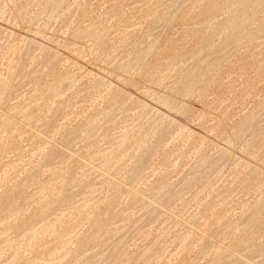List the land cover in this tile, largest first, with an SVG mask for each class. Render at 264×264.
I'll return each mask as SVG.
<instances>
[{
	"label": "rangeland",
	"instance_id": "374dc122",
	"mask_svg": "<svg viewBox=\"0 0 264 264\" xmlns=\"http://www.w3.org/2000/svg\"><path fill=\"white\" fill-rule=\"evenodd\" d=\"M175 1L0 0V264H264V0Z\"/></svg>",
	"mask_w": 264,
	"mask_h": 264
},
{
	"label": "bare ground",
	"instance_id": "6f19581e",
	"mask_svg": "<svg viewBox=\"0 0 264 264\" xmlns=\"http://www.w3.org/2000/svg\"><path fill=\"white\" fill-rule=\"evenodd\" d=\"M34 1H35V0H34ZM41 1H42V0H41ZM73 1H74V0H73ZM83 1H84V0H83ZM125 1H126V0H125ZM151 1H152V0H151ZM193 1H194V0H193ZM9 2H10V1H9ZM51 2H52V1H51ZM118 2H119V1H118ZM131 2H132V1H131ZM148 2H150V1H148ZM159 2H160V1H159ZM161 2H162V0H161ZM176 2H177V0L174 2V3H175L174 5H176V4L178 3V2H177V3H176ZM224 2H225V1H224ZM228 2H229V1H228ZM4 3H5V2H4ZM37 3H38V2H37ZM46 3H48V2H46ZM74 3H76V2H74ZM135 3H136V1H135ZM150 3H151V2H150ZM162 3H163V2H162ZM14 4H15V3H14ZM128 4H129V3H128ZM133 4H134V3H133ZM156 4H157V3H156ZM159 4H160V3H159ZM168 4H169V3H168ZM223 4H225V3H223ZM25 5H26V4H25ZM46 5H47V4H46ZM76 5H77V4H76ZM169 5H170V4H169ZM172 5H173V4H172ZM172 5H171V6H172ZM243 5H244V4H243ZM7 6H8V5H7ZM7 6H6V7H7ZM54 6H55V5H54ZM231 6H232V5H231ZM32 7H33V6H32ZM51 7H53V6L51 5ZM56 7H57V6H56ZM72 7H73V6H72ZM146 7H147V6H146ZM168 7H169V6H168ZM256 7H257V6H256ZM25 8H26V7H25ZM33 8H34V7H33ZM67 8H68V6H67ZM151 8H152V7H151ZM172 8H173V7H172ZM253 8H254V7H253ZM258 8H259V7H258ZM260 8H261V6H260ZM35 9H36V8H35ZM54 9H55V8H54ZM117 9H118V8H117ZM167 9H168V8H167ZM249 9H250V7H249ZM55 10H56V9H55ZM118 10H120V9H118ZM168 10H169V9H168ZM173 10H174V9H173ZM244 10H245V9H244ZM21 11H22V10H21ZM29 11H30V10H29ZM51 11H52V9H51ZM53 11H54V10H53ZM63 11H64V10H63ZM61 12H62V11H61ZM66 12H68V11H66ZM233 12H234V11H233ZM1 13H2V12H1ZM64 13H65V12H64ZM114 13H115V12H114ZM116 13H117V12H116ZM260 13H261V12H260ZM11 14H12V13H11ZM44 14H45V13H44ZM47 14H48V13H47ZM50 14H51V12H50ZM52 14H53V13H52ZM62 14H63V13H62ZM165 14H166V13H165ZM223 14H224V13H223ZM230 14H231V13H230ZM13 15H14V14H13ZM18 15H19V14H18ZM41 15H42V14H41ZM76 15H77V14H76ZM104 15H105V14H104ZM156 15H157V14H156ZM169 15H170V14H169ZM207 15H208V14H207ZM226 15H227V14H226ZM261 15H262V14H261ZM4 16H5V15H4ZM20 16H21V15H20ZM22 16H23V15H22ZM42 16H43V15H42ZM47 16H48V15H47ZM57 16H58V15H57ZM125 16H126V14H125ZM9 17H10V16H9ZM39 17L41 18L40 15H39ZM51 17H52V16H51ZM167 17H168V16H167ZM228 17H229V15H228ZM234 17H235V16H234ZM255 17H256V16H255ZM263 17H264V16H263ZM128 18H129V17H128ZM140 18H141V17H140ZM148 18H149V17H148ZM150 18H151V17H150ZM164 18H165V16H164ZM226 18H227V17H226ZM230 18H232V16H231ZM9 19H10V18H9ZM47 19H48V18H47ZM56 19H58V17H57ZM56 19H55V20H56ZM72 19H73V18H72ZM79 19H80V18H79ZM113 19H114V18H113ZM162 19H163V18H162ZM239 19H240V18H239ZM225 20H226V19H225ZM250 20H251V19H250ZM47 21H48V20H47ZM56 21H58V20H56ZM125 21H126V20H125ZM197 21H198V20H197ZM246 21H247V20H246ZM254 21L256 22V20H254ZM8 22H9V21H8ZM67 22H68V21H67ZM70 22H72V21H70ZM102 22H103V21H102ZM128 22H129V21H128ZM224 22H225V21H224ZM227 22H228V21H227ZM250 22H251V21H250ZM30 23H31V22H30ZM55 23H56V22H55ZM55 23H54V24H55ZM61 23H62V21H61ZM159 23H160V22H159ZM187 23H188V22H187ZM252 23H254V22H252ZM38 24H39V23H38ZM100 24H101V22H100ZM109 24H110V22H109ZM203 25H204V24H203ZM222 25H223V23H222ZM241 25H242V23H241ZM241 25H240V26H241ZM0 26L3 27L4 25H0ZM17 26H18V25H17ZM100 26H102V25H100ZM177 26H178V25H177ZM220 26H221V25H220ZM229 26H230V24H229ZM235 26H236V25H235ZM258 26H259V25H258ZM263 26H264V25H263ZM46 27H47V25H46ZM91 27H94V26H91ZM91 27H90V28H91ZM97 27H98V26H97ZM185 27H186V26H185ZM5 28H6V27H5ZM37 28H38V27H37ZM218 28L220 29L219 26H218ZM218 28H217V30H218ZM259 28H260V27H259ZM261 28H262V27H261ZM261 28H260V29H261ZM6 29H7V28H6ZM93 29L96 30V28H93ZM229 29H230V28H229ZM239 29H242V28L239 27ZM263 29H264V28H263ZM263 29H262V30H263ZM10 30H11V29H10ZM31 30H32V29H31ZM64 30H65V29H64ZM74 30H75V28H74ZM105 30H106V29H105ZM174 30H175V29H174ZM225 30H226V28H225ZM232 30H233V29H232ZM12 31H13V30H12ZM51 31H52V30H51ZM96 31H97V30H96ZM181 31H182V30H181ZM212 31H213V30H212ZM214 31H215V30H214ZM250 31H251V30H250ZM256 31H257V29H256ZM54 32H55V31H54ZM66 32H67V30H66ZM82 32H83V31H82ZM97 32H98V31H97ZM99 32H100V31H99ZM3 33H4V32H3ZM36 33H37V32H36ZM61 33H62V32H61ZM74 33H75V32H74ZM78 33H79V32H78ZM103 33H104V31H103ZM105 33H106V31H105ZM215 33H216V32H215ZM12 34H13V33H12ZM75 34H76V33H75ZM91 34H92V33H91ZM224 34H225V33H224ZM254 34H255V32H254ZM79 35H80V34H79ZM88 35H89V34H88ZM102 35H103V34H102ZM117 35H118V34H117ZM219 35H220V33H219ZM230 35H231V34H230ZM84 36H86V34H85ZM96 36H97V35H96ZM210 36H211V35H210ZM213 36H215V34H214ZM220 36H221V35H220ZM233 36H234V35H233ZM252 36H253V35H252ZM76 37H77V36H76ZM217 37H218V36H217ZM260 37H261V36H260ZM90 38H91V37H90ZM90 38H89V40H90ZM164 38H166V37H164ZM231 38H232V37H231ZM21 39H23V38H21ZM103 39H104V38H103ZM159 39H160V38H159ZM209 39H210V37H209ZM233 39H234V38H233ZM240 39H241V38H240ZM94 40H95V39H94ZM205 40H206V39H205ZM225 40H226V39H225ZM254 40H255V39H254ZM43 41H44V40H43ZM81 41H82V40H81ZM157 41H158V40H157ZM216 41H217V40H216ZM232 41H233V40H232ZM238 41H239V39L237 40V42H238ZM36 42H37V40H36ZM98 42H99V41H98ZM41 43H43V42H41ZM47 43H48V42H47ZM70 43H71V42H70ZM70 43H68V44H70ZM155 43H156V41H155ZM211 43H212V41H211ZM232 43H233V42H232ZM250 43H251V42H250ZM39 44H40V43H39ZM71 44H72V43H71ZM71 44H70V45H71ZM86 44H87V43H86ZM95 44L98 45V43H95ZM252 44H253V43H252ZM35 45H36V44H35ZM65 45H66V44H65ZM70 45H69V47H71ZM97 45H96V46H97ZM135 45H136V44H135ZM205 45H206V43H205ZM213 45H214V44H213ZM231 45H232V44H231ZM235 45H236V44H235ZM67 46H68V45H67ZM78 46H79V45H78ZM39 47H40V46H39ZM48 47H49V46H48ZM148 47H149V46H148ZM201 47H202V46H201ZM201 47H200V48H201ZM126 48H127V47H126ZM129 48H130V47H129ZM135 48H136V47H135ZM200 48H199V50H202V49H200ZM204 48H205V47H204ZM228 48H229V47H228ZM92 49H93V47H92ZM215 49H216V48H215ZM226 49H227V48H226ZM90 50H91V49H89V51H90ZM204 50H205V49H204ZM230 50H231V48H230ZM232 50H233V48H232ZM150 51H151V50H150ZM158 51H159V50H158ZM214 51H215V50H214ZM228 51H229V50H228ZM228 51H227V52H228ZM91 52H92V51H91ZM97 52H98V51H97ZM229 52H230V51H229ZM54 53H57V52H54ZM145 53H146V52H145ZM194 53H196V52H194ZM194 53H193V55H195ZM207 53H208V52H207ZM116 54H117V53H116ZM142 54H143V53H142ZM189 54H190V53H189ZM212 54H215V53H212ZM73 55H74V54H73ZM85 55H86V54H85ZM181 55H182V54H181ZM184 55H185V54H184ZM191 55H192V54H191ZM191 55H190V56H191ZM56 56H57V54H56ZM59 56H60V55H59ZM89 56H90V55H89ZM117 56H118V55H117ZM141 56H142V55H141ZM239 56H240V55H239ZM114 57H115V56H114ZM188 57H189V55H188ZM206 57H207V55H206ZM211 57H212V56H211ZM231 57H232V56H231ZM88 58H89V57H88ZM115 58L117 59V57H115ZM171 58H172V57H171ZM176 58H177V57H176ZM176 58H175V59H176ZM204 58H205V57H204ZM177 59H178V58H177ZM180 59H181V58H180ZM196 59H197V58H196ZM217 59H219V58H217ZM222 59H223V58H222ZM114 60H115V59H114ZM192 60H193V59H192ZM224 60H225V59H224ZM94 61H95V60H94ZM117 61H118V60H117ZM171 61H172V60H171ZM171 61H170V62H171ZM216 61H217V60H216ZM221 61H222V60H221ZM221 61H220V62H221ZM80 62H81V61H80ZM91 62H92V61H91ZM95 62H96V61H95ZM115 62H116V61H115ZM189 62H190V61H189ZM214 62H215V60H214ZM217 62H218V61H217ZM220 62H219V63H220ZM2 63H3V61H2ZM32 63H33V62H32ZM165 63H166V61H165ZM179 63H180V62H179ZM203 63H204V62H203ZM84 64H85V63H84ZM122 64H123V63H122ZM171 64H172V62H171ZM185 64H186V63H185ZM193 64H194V63H193ZM85 65H86V64H85ZM90 65H91V64H90ZM127 65H128V64H127ZM129 65H130V64H129ZM91 66H92V65H91ZM105 66H106V64H105ZM108 66H109V65H108ZM156 66H157V65H156ZM164 66H165V65H164ZM166 66H167V65H166ZM178 66H179V65H178ZM185 66H186V65H185ZM196 66H197V65H195L194 67H196ZM213 66L216 68L215 65H213ZM218 66H220V65H218ZM2 67H3V66H2ZM92 67H94V66H92ZM98 67H99V66H98ZM128 67H129V66H128ZM136 67H137V66H136ZM160 67H161V66H160ZM192 67H193V66H192ZM204 67H205V66H204ZM120 68H122V67H120ZM120 68H119V69H120ZM125 68H126V67H125ZM207 68H208V67H207ZM2 69H3V68H2ZM108 69H110V68L108 67ZM111 69H112V68H111ZM119 69H118V70H119ZM155 69H156V68H155ZM157 69H158V68H157ZM176 69H177V68H176ZM186 69H187V68H186ZM194 69H195V68H194ZM209 69H210V67H209ZM91 70H93V69H91ZM91 70H90V72H91ZM144 70H145V69H144ZM159 70H160V69H159ZM196 70H197V69H196ZM214 70H215V69H214ZM2 71H3V70H2ZM79 71H80V70H79ZM82 71H83V70H82ZM86 71H87V70H86ZM97 71H98V70H97ZM100 71H101V70H100ZM100 71H99V72H100ZM116 71H117V70H116ZM125 71H126V70H125ZM131 71H132V70H131ZM147 71H148V69H147ZM205 71H207V70H205ZM209 71H210V70H209ZM215 71H216V70H215ZM215 71H214V72H215ZM80 72H81V71H80ZM102 72H103V69H102ZM105 72H106V71H105ZM126 72H127V71H126ZM148 72H149V71H148ZM151 72H152V71H151ZM157 72H159V71H157ZM183 72H184V71H183ZM183 72H182V73H183ZM212 72H213V71H212ZM212 72H211V73H212ZM84 73H85V71H84ZM87 73H88V72H87ZM93 73H94V72H93ZM154 73H155V72H154ZM185 73H186V72H185ZM204 73H205V72H204ZM207 73H208V72H207ZM207 73H206V75H207ZM2 74H3V73H2ZM2 74H1L0 76H2ZM100 74H101V73H100ZM100 74H98V75H100ZM105 74H106V73H105ZM189 74H190V73H189ZM194 74H195V73H194ZM209 74H210V73H209ZM257 74H258V73H257ZM79 75H80V74H79ZM85 75H87V74H85ZM85 75H84V76H85ZM106 75H107V74H106ZM108 75H109V74H108ZM123 75L126 76V73L123 74ZM130 75H131V74H130ZM153 75H155V74H153ZM211 75H212V74H211ZM121 76H122V75H121ZM158 76H159V75H158ZM166 76H167V75H166ZM166 76H165V78H167ZM184 76H185V75H184ZM193 76H194V75H193ZM68 77H69V76H68ZM87 77H88V76H87ZM98 77H99V76H98ZM102 77H103V76H102ZM105 77H106V76H105ZM205 77H206V76H205ZM79 78H80V77H79ZM121 78H122V77H121ZM153 78H154V77H153ZM179 78H180V77H179ZM185 78H186V77H185ZM187 78H188V76H187ZM192 78L195 79V77H191V79H192ZM212 78H213V77H212ZM151 79H152V78H151ZM151 79H150V80H151ZM215 79H216V78H215ZM101 80H102V79H100V81L97 80V81H95V83L97 84V82H98V81L101 82ZM185 80H186V79H185ZM202 80H203V79H202ZM0 81H1V80H0ZM183 81H184V80H183ZM203 81H204V80H203ZM69 82H70V81H69ZM75 82H76V78H75ZM77 82H78V80H77ZM112 82H113V81H112ZM194 82H195V81H194ZM113 83H114V82H113ZM116 83H117V82H116ZM116 83H115V84H116ZM161 83H162V82H161ZM73 84H75V83H73ZM149 84H150V83H149ZM185 84H186L185 86H187V83H185ZM193 84H194V83H193ZM62 85H63V84H62ZM93 85H94V84H93ZM98 85H99V84H98ZM117 85H118V84H117ZM151 85H152V84H151ZM198 85H199V83H198ZM200 85H201V84H200ZM5 86H7V85H5ZM48 86H49V85H48ZM99 86H100V85H99ZM165 86H166V85H165ZM9 87H10V85H9ZM176 87H177V86H176ZM187 87H189V86H187ZM32 88H33V87H32ZM48 88H50V87H48ZM48 88H47V89H48ZM109 88H111V87H109ZM197 88H198V87H197ZM6 89H7V87H6ZM182 89H185V88H182ZM187 89H188V88H187ZM190 89H191V88H190ZM201 89H202V88H201ZM55 90H56V89H55ZM106 90H108V89H106ZM109 90H110V89H109ZM151 90H152V89H151ZM170 90H171V88H170ZM193 90H194V89H193ZM196 90H197V89H196ZM60 91H62V90H60ZM142 91H144V90H142ZM173 91H174V90H173ZM188 91H189V90H188ZM200 91H201V90H200ZM3 92H4V91H3ZM177 92H178V91H177ZM180 92H181V91H180ZM7 93H8V91H7ZM52 93H53V92H52ZM104 93H105V92H104ZM148 93H149V90H148ZM178 93H179V92H178ZM182 93L184 94V92H182ZM188 93H189V92H188ZM78 94H79V93H78ZM146 94H147V93H146ZM154 94H155V93H154ZM126 95H127V93H126ZM129 95H130V94H129ZM164 95H165V94H163V96H164ZM175 95H176V94H175ZM185 95H186V93H185ZM1 96H2V95H1ZM53 96H54V95H53ZM132 96H133V95H132ZM134 96H135V95H134ZM153 96H154V95H153ZM182 96H183V95H182ZM15 97H17V96H15ZM126 97H128V96H126ZM126 97H125V98H126ZM146 97H147V96H146ZM165 97H166V96H165ZM167 97H168V96H167ZM128 98H129V97H128ZM131 98H132V97H131ZM142 98H145V97H142ZM169 98H170V96H169ZM169 98H168V99H169ZM14 99H15V98H14ZM19 99H20V96H19ZM56 99H57V98H56ZM140 99H141V97H140ZM163 99H164V97H163ZM10 100H11V99H10ZM127 100H129V99H127ZM145 100H146V98H145ZM145 100H144V101H145ZM164 100H165V99H164ZM164 100H163V101H164ZM64 101H65V100H64ZM146 101H147V100H146ZM149 101H151V100H149ZM166 101H167V100H166ZM153 102H154V101H153ZM161 102H162V100H161ZM176 102H177V101H176ZM158 103H159V102H158ZM163 103H164V102H163ZM168 103H169V102H168ZM171 103H172V102H171ZM173 103H174V102H173ZM54 104H55V103H54ZM146 104H147V102H146ZM160 104H161V103H160ZM169 104H170V103H169ZM175 104H176V103H175ZM235 104H236V102H235ZM148 105H149V104H148ZM148 105H147V106H148ZM158 105H159V104H158ZM178 105H179V103H178ZM183 105H184V104H183ZM141 106H142V105H141ZM162 106H163V104H162ZM167 106H168V105H167ZM175 106H176V105H175ZM258 106H259V105H258ZM0 107H1V106H0ZM142 107H143V106H142ZM142 107H141V108H142ZM144 107H145V106H144ZM168 107H169V106H168ZM177 107H179V106H177ZM90 108H91V107H90ZM136 108H137V107H136ZM138 108H139V107H138ZM154 108H155V106H154ZM154 108H153V110H155ZM157 108H158V107H157ZM164 108H165V107H164ZM169 108H170V107H169ZM190 108H191V107H190ZM151 109H152V108H151ZM171 109H172V108H171ZM133 110H134V109H133ZM160 110H161V109H160ZM188 110H189V109H188ZM102 111H103V110H102ZM136 111H137V110H136ZM189 111H190V110H189ZM49 112H50V110H49ZM147 112H149V111L147 110ZM152 112H153V111H152ZM152 112H151V113H152ZM162 112H163V111H162ZM44 113H45V112H44ZM159 113H160V112H159ZM164 113H165V112H164ZM5 114H6V113H5ZM148 114H149V113H148ZM150 115H151V114H150ZM158 115H159V114H158ZM160 115H161V114H160ZM162 115H163V113H162ZM166 115H167V114H166ZM61 116H62V115H61ZM134 116H135V115H134ZM148 116H149V115H148ZM154 116H155V114H154ZM167 116H168V115H167ZM95 117H96V116H95ZM155 117H156V116H155ZM157 117H158V116H157ZM169 117H170V116H169ZM169 117L166 118V119L168 120ZM130 118H132V117H130ZM130 118H129V119H130ZM153 118H154V117H153ZM158 118H159V120H160V117H158ZM158 118H157V119H158ZM171 118H172V117H171ZM2 119H3V118H2ZM31 119H32V118H31ZM90 119L93 120V117L90 118ZM173 119H174V118H173ZM65 120H66V119H65ZM92 120H91V121H92ZM148 120H149V119H148ZM161 120H162V119H161ZM163 121H164V120H163ZM176 121H177V120H176ZM63 122H64V121H63ZM131 122H132V121H131ZM147 122H148V121H147ZM168 122H169V121H168ZM8 123H9V122H8ZM124 123H125V122H124ZM154 123H155V122H154ZM156 123H157V122H156ZM174 123H175V122H174ZM225 123H226V122H225ZM260 123H261V122H260ZM263 123H264V122H263ZM89 124H90V123H89ZM152 124H153V123H152ZM242 124H243V123H242ZM10 125H11V124H10ZM120 125H121V124H120ZM126 125H127V123H126ZM167 125H168V124H167ZM176 125H177V124H176ZM178 125H180V124H178ZM182 125H183V124H182ZM14 126H15V125H14ZM124 126H125V125H124ZM151 126H152V125H151ZM185 126H186V125H185ZM115 127H116V126H115ZM115 127H114V128H115ZM154 127H155V126H154ZM215 127H216V126H215ZM146 128H148V125L146 126ZM156 128H158V127H156ZM16 129H17V128H16ZM30 129H31V128H30ZM180 129H181V128H180ZM180 129H179V130H180ZM184 129H185V128H183L182 130H184ZM236 129H237V128H236ZM4 130H6V129L4 128ZM140 130H141V129H140ZM243 130H244V129H243ZM10 131H12V130H10ZM122 131H123V130H122ZM147 131H148V130H147ZM185 131H186V130H185ZM194 131H195V130H194ZM233 131H234V130H233ZM238 131H239V130H238ZM256 131H257V130H256ZM260 131H261V130H260ZM2 132H3V131H2ZM72 132H73V131H72ZM124 132H125V130H124ZM180 132H181V131H180ZM125 133H126V132H125ZM144 133H145V132H144ZM236 133H237V131H236ZM254 133H255V132H254ZM257 133H258V131H257ZM4 134H5V133H4ZM140 134H141V133H140ZM177 134H178V133H177ZM192 134H193V133H192ZM226 134H227V133H226ZM148 135H149V134H148ZM23 136H24V135H23ZM106 136H107V135H106ZM126 136H127V135H126ZM191 136H192V135H191ZM232 136H233V135H232ZM234 136H235V135H234ZM237 136H238V135H237ZM253 136H254V134H253ZM255 136H256V135H255ZM131 137H132V136H131ZM140 137H141V136H140ZM140 137L138 136L139 139H140ZM145 137H146V136H145ZM175 137H176V136H175ZM179 138H180V137H179ZM234 138H235V137H234ZM234 138H233V139H234ZM256 138H257V137H256ZM67 139H68V138H67ZM122 139H123V138H122ZM141 139H142V138H141ZM144 139H145V138H144ZM251 139H252V137H251ZM254 139H255V138H254ZM24 140H25V139H24ZM24 140H23V141H24ZM48 140H49V139H48ZM171 140H173V138H172ZM129 141H130V140H129ZM255 141H256V140H255ZM94 142H95V141H94ZM94 142H93V143H94ZM134 142H135V140H134ZM149 142H151V141L149 140ZM163 142H164V141H163ZM21 143H22V142H21ZM120 143H121V142H120ZM123 143H124V142H123ZM128 143H129V142H128ZM135 143H136V142H135ZM117 144H118V143H117ZM142 144H143V143H142ZM150 144H152V143H150ZM160 144H161V143H160ZM160 144H156V147H157V145H160ZM202 144H203V143H202ZM202 144H201V145H202ZM20 145H21V144H20ZM89 145H90V144H89ZM143 145H144V144H143ZM147 145H148V144H147ZM147 145H146V146H147ZM166 145H168V144H166ZM247 145H248V144H247ZM247 145H246V146H247ZM25 146H26V145H25ZM149 146H150V145H149ZM153 146H155V145H152V147H153ZM242 146H243V145H242ZM242 146H241V147H242ZM261 146H262V145H261ZM97 147H98V146H97ZM116 147H117V146H116ZM140 147H141V146H140ZM156 147L154 148L155 150H156ZM247 147H248V146H247ZM251 147H252V146H251ZM251 147H250V148H251ZM83 148H84V147H83ZM107 148H108V147H107ZM112 148H113V147H112ZM137 148H138V147H137ZM146 148H147V147H146ZM146 148H145V149H146ZM248 148H249V147H248ZM248 148H246V149H248ZM4 149H5V148H4ZM40 149H41V148H40ZM96 149H97V148H96ZM10 150H11V149H10ZM13 150H14V149H13ZM13 150H12V151H13ZM90 150H91V149H90ZM107 150H108V149H107ZM148 150H149V149H148ZM151 150H153V148H152ZM151 150H150V151H151ZM249 150H250V149H249ZM256 150H257V149H256ZM114 151H115V150H114ZM126 151H127V150H126ZM132 151H133V149L131 150V152H132ZM134 151H135V150H134ZM144 151H145V150H144ZM199 151H200V150H199ZM228 151H229V150H228ZM58 152H59V151H58ZM92 152H93V151H92ZM112 152H113V151H112ZM122 152H123V151H122ZM135 152H136V151H135ZM137 152H138V151H137ZM197 152H198V150L196 151V153H197ZM262 152H263V151H262ZM262 152H261V153H262ZM93 153H94V152H93ZM132 153H133V152H132ZM149 153H150V152H149ZM149 153H148V156H149ZM229 153H230V152H229ZM71 154H72V153H71ZM99 154H100V153H99ZM101 154H102V153H101ZM105 154H106V153H105ZM142 154H143V153H142ZM225 154H226V153H225ZM1 155H2V154H1ZM68 155H69V154H68ZM88 155H89V154H88ZM125 155H126V154H125ZM130 155H131V154H130ZM145 155H146V154H145ZM152 155H153V153H152ZM192 155H193V154H192ZM223 155H224V154H223ZM2 156H3V155H2ZM103 156H104V155H103ZM113 156H114V155H113ZM119 156H120V155H119ZM195 156H196V155H195ZM235 156H236V155H235ZM260 156H261V155H260ZM62 157H63V156H62ZM88 157H89V156H88ZM199 157H200V156H199ZM253 157H254V156H253ZM63 158H64V157H63ZM72 158H73V157H72ZM84 158H85V157H84ZM92 158H93V157H92ZM114 158H116V157H113V160H114ZM154 158H155V157H154ZM205 158H206V157H205ZM58 159H59V158H58ZM111 159H112V158H111ZM122 159H123V158H122ZM147 159H148V158H147ZM64 160H65V159H64ZM69 160H70V159H69ZM69 160H68V161H69ZM80 160H81V158H80ZM101 160H102V159H101ZM120 160H121V159H119V162H120ZM200 160H202V159L200 158ZM241 160H242V159H241ZM246 160H247V158H246ZM248 160H249V159H248ZM42 161H43V160H42ZM109 161H110V160H109ZM202 161H203V160H202ZM237 161H238V159H237ZM65 162H66V161H65ZM94 162H95V161H94ZM150 162H151V161H150ZM177 162H178V161H177ZM177 162H175V163H177ZM251 162H252V161H251ZM251 162H250V163H251ZM61 163H62V162H61ZM68 163H69V162H68ZM148 163H149V162H148ZM216 163H217V162H216ZM82 164H83V163H82ZM88 164H89V163H88ZM92 164H93V163H92ZM121 164H122V163H121ZM251 164H252V163H251ZM37 165H38V164H37ZM39 165H40V163H39ZM42 165H43V164H42ZM44 165H45V164H44ZM102 165H103V164H102ZM109 165H110V164H109ZM245 165H246V164H245ZM45 166H46V165H45ZM45 166H44V167H45ZM49 166H50V165H49ZM69 166H70V165H69ZM174 166H175V165H174ZM213 166H214V164H213ZM242 166H243V165H242ZM39 167H40V166H39ZM42 167H43V166H42ZM42 167H41V168H42ZM60 167H61V166H60ZM90 167H93V165H91ZM144 167H145V166H144ZM215 167H216V166H215ZM215 167H214V168H215ZM25 168H26V167H25ZM100 168H102V167H100ZM120 168H121V167H120ZM125 168H126V167H125ZM174 168H175V167H174ZM252 168H253V167H252ZM35 169H37V168H35ZM42 169H43V168H42ZM45 169H46V168H45ZM68 169H69V168H68ZM77 169H78V168H77ZM94 169H95V167H94ZM135 169H137V168H135ZM142 169H144V168H142ZM215 169H216V168H215ZM254 169H255V168H254ZM104 170H105V169H104ZM137 170H139V172H140L141 169L138 168ZM33 171H34V170H33ZM35 171H36V170H35ZM76 171H77V170H76ZM76 171H75V172H76ZM91 171H92V170H91ZM96 171H97V170H96ZM105 171H106V170H105ZM131 171H132V170H131ZM61 172H62V171H61ZM72 172H73V170H72ZM72 172H71V173H72ZM81 172H82V171H81ZM87 172H88V171H87ZM129 172H130V169H129ZM137 172H138V171H137ZM144 172H145V171H144ZM53 173H54V172H53ZM53 173H52V174H53ZM102 173H103V172H102ZM120 173H121V171H120ZM123 173H124V172H123ZM258 173H259V170H258ZM31 174H34V173H31ZM31 174H30V175H31ZM83 174H85V172H84ZM99 174H100V173H99ZM114 174H115V173H114ZM129 174L131 175V173H129ZM139 174H140V173H139ZM30 175H29V176H30ZM50 175H51V174H50ZM53 175H54V174H53ZM90 175H91V174H90ZM119 175H120V174H119ZM119 175H118V177H119ZM135 175H136V173H135ZM141 175H142V173H141ZM29 176H27V177L29 178ZM32 176H33V175H32ZM71 176H72V175H71ZM81 176H82V175H81ZM97 176H98V174H97ZM139 176H140V175H139ZM246 176H247V175H246ZM60 177H62V176H60ZM83 178H84V177H83ZM88 178H89V177H88ZM99 178H100V177H99ZM110 178H111V177H110ZM112 178H113V177H112ZM114 178H115V177H114ZM114 178H113V179H114ZM129 178H130V176H129ZM131 178H132V177H131ZM189 178H190V176H189ZM86 179H87V178H86ZM135 179H137V178H135ZM139 179H140V177H139ZM191 179H192V178H191ZM248 179H249V178H248ZM53 180H54V179H53ZM64 180H65V179H64ZM72 180H73V179H72ZM77 180H78V179H77ZM114 180H116V179H114ZM121 180H123V179H121ZM137 180H138V179H137ZM183 180H184V179H183ZM192 180H194V177H193ZM5 181H6V180H5ZM18 181H19V180H18ZM22 181H23V180H22ZM55 181H56V179H55ZM55 181H54V183H56ZM58 181H59V180H58ZM61 181H62V180H61ZM106 181H107V180H106ZM111 181H112V180H111ZM116 181H117V180H116ZM184 181H185V180H184ZM19 182H20V181H19ZM50 182H51V181H50ZM77 182H78V181H77ZM77 182H76V183H77ZM135 182H137V181H135ZM135 182H134V183L132 182V184H135ZM159 182H160V181H159ZM191 182H192V181H191ZM191 182H189V183L191 184ZM28 183H29V182H28ZM54 183H53V184H54ZM86 183L88 184V183H90V182H86ZM111 183H112V182H111ZM161 183H162V180H161ZM163 183H164V181H163ZM189 183H188V184H189ZM193 183H195V182H193ZM42 184H43V183H42ZM44 184H45V183H44ZM46 184H47V182H46ZM46 184H45V185H46ZM66 184H67V183H66ZM87 184H86V185H87ZM95 184H96V183H95ZM97 184H98V183H97ZM109 184H110V183H109ZM121 184H123V183H121ZM155 184H156V183H155ZM185 184H187V183H185ZM45 185H44V186H45ZM68 185H69V184H68ZM75 185H76V184H75ZM75 185H73V186H75ZM86 185L84 184V186H86ZM92 185L94 186V184H92ZM153 185H154V184H153ZM156 185H158V184H156ZM217 185H218V184H217ZM10 186H12V185H10ZM44 186H43V187H44ZM55 186H56V185H55ZM81 186H82V185H81ZM88 186H89V185H88ZM97 186H98V185H97ZM97 186H96V187H97ZM159 186H160V185H159ZM161 186H162V185H161ZM170 186H171V185H170ZM170 186H169V188H171ZM191 186H192V185H191ZM195 186H197V185H195ZM51 187H52V186H51ZM82 187H83V186H82ZM94 187H95V186H94ZM101 187H102V186H101ZM109 187H110V186H109ZM152 187H153V186H152ZM155 187H156V186H155ZM208 187H209V186H208ZM213 187H214V186H213ZM225 187H226V186H225ZM250 187H251V186H250ZM86 188H87V187H86ZM86 188H84V189H86ZM127 188H128V187H127ZM137 188H138V186H137ZM137 188H136V189H137ZM153 188H154V187H153ZM156 188H157V187H156ZM156 188H155V189H156ZM162 188H163V186H162ZM162 188H161V189H162ZM223 188H224V187H223ZM11 189H12V188H11ZM11 189H10V190H11ZM52 189H53V188H52ZM95 189H96V188H95ZM130 189H131V188H130ZM158 189H159V187H158ZM259 189H260V188H259ZM5 190H6V189H5ZM77 190L80 191L79 189H77ZM86 190H87V189H86ZM169 190H170V189H169ZM169 190H168V191H169ZM171 190H172V189H171ZM213 190H214V188H213ZM12 191H13V190H12ZM91 191H92V190H91ZM101 191H102V190H101ZM134 191H135V190H134ZM168 191H167V192H168ZM226 191H227V190H226ZM16 192H17V191H16ZM43 192H45V191H43ZM157 192H158V190H157ZM157 192H154V193L157 194ZM159 192H160V191H159ZM200 192H201V191H200ZM203 192H204V191H203ZM254 192H255V191H254ZM9 193H10V191H9ZM73 193H75V192L73 191ZM77 193H78V192H77ZM116 193H117V192H116ZM143 193H144V192H143ZM168 193H169V192H168ZM19 194H20V193H19ZM56 194H57V193H56ZM60 194H61V193H60ZM69 194H70V193H69ZM89 194H90V193H89ZM170 194H171V193H170ZM199 194H200V193H199ZM201 194H202V192H201ZM31 195H32V194H31ZM40 195H41V194H40ZM72 195H73V194H72ZM72 195H69V197L72 196ZM115 195H117V194H115ZM129 195H130V194H128V196H129ZM171 195H172V194H171ZM197 195H198V194H197ZM207 195H208V194H207ZM75 196H76V193H75ZM88 196H89V195H88ZM138 196H139V195H138ZM157 196H158V194H157ZM165 196H166V194H165ZM165 196L163 195V197H165ZM168 196H169V195H168ZM168 196H167V197H168ZM209 196H210V195H209ZM12 197H13V196H12ZM29 197H30V196H29ZM65 197H66V196H65ZM69 197H67V199H69ZM72 197H73V196H72ZM136 197H137V196H136ZM148 197H149V196H148ZM148 197L146 196L145 198H148ZM150 197H151V196H150ZM152 197H154V196H152ZM167 197H166V198H167ZM14 198H15V197H14ZM83 198H84V197H83ZM113 198H114V197H113ZM171 198H173V197H171ZM185 198H186V197H185ZM199 198H200V197H199ZM208 198H209V197H208ZM27 199H28V198H27ZM31 199H32V198H31ZM70 199H71V198H70ZM111 199H112V198H111ZM111 199H110V200H111ZM115 199H116V196H115ZM132 199H133V200H131V203H132V205H135V203H134L135 196H134V198H132ZM152 199H155V198H152ZM162 199H163V198H162ZM167 199H168V198H167ZM167 199H166V200H167ZM0 200H1V199H0ZM4 200H5V199H4ZM125 200H126V199H125ZM137 200H138V198H137ZM148 200H149V199H148ZM178 200H180V198H178ZM9 201H10V200H9ZM26 201H27V200H26ZM62 201H63V200H62ZM77 201H78V200H77ZM116 201H117V200H116ZM116 201H115V202H116ZM132 201H133V202H132ZM135 201H136V200H135ZM149 201H150V200H149ZM151 201H152V200H151ZM154 201H155V200H154ZM156 201H157V200H156ZM159 201H160V199H159ZM171 201H172V200H171ZM174 201H175V199H174ZM11 202H12V201H11ZM78 202H79V201H78ZM100 202H101V201H100ZM118 202H119V201H118ZM136 202H137V201H136ZM142 202H143V201H142ZM152 202H153V201H152ZM166 202H167V201H166ZM180 202H181V200H180ZM195 202H198V201H195ZM224 202H225V201H224ZM1 203H2V202H1ZM58 203H59V202H58ZM66 203H67V201H66ZM79 203H80V202H79ZM85 203H86V202H85ZM110 203H111V202H110ZM133 203H134V204H133ZM146 203H147V202H146ZM153 203H154V202H153ZM167 203H168V202H167ZM172 203H173V202H172ZM172 203H168V204H172ZM174 203H175V202H174ZM211 203H212V202H211ZM62 204H63V203H62ZM82 204H83V203H82ZM103 204H104V203H103ZM111 204H112V203H111ZM113 204H114V203H113ZM129 204H130V203H129ZM144 204H145V203H144ZM144 204H143V205H144ZM154 204H155V203H154ZM195 204H196V203H195ZM217 204H218V203H217ZM219 204H221V203H219ZM8 205H9V204H8ZM8 205H7V206H8ZM49 205H50V204H49ZM87 205H89V202H88ZM116 205H118V204H116ZM116 205H114V207H115ZM156 205H158V204H156ZM166 205H167V204H166ZM166 205H165V206H166ZM209 205H210V204H209ZM5 206H6V205H5ZM5 206H4V207H5ZM80 206H81V205H80ZM84 206H85V205H84ZM95 206H96V205H95ZM150 206H151V205H150ZM169 206H170V205H169ZM2 207H3V206H2ZM107 207H108V206H107ZM128 207H129V206H128ZM139 207L141 208V206H139ZM142 207H145V206H142ZM155 207H156V206H154V210L157 209V207H156V208H155ZM163 207H164V206H163ZM166 207H167V206H166ZM211 207H212V205H211ZM226 207H227V206H226ZM254 207H255V205H254ZM54 208H55V207H54ZM72 208H73V207H72ZM109 208H112V206L110 207V205H109ZM116 208H117V207H115V208L112 209L113 212H114V209H116ZM130 208H131V206H130ZM132 208H133V207H132ZM136 208H137V207H136ZM147 208H148V207H147ZM158 208H159V207H158ZM160 208H161V207H160ZM7 209H8V208H7ZM7 209H6V210H7ZM27 209H28V208H27ZM42 209H43V208H41V210H42ZM51 209H52V208H51ZM70 209H71V208H70ZM77 209H78V207H77ZM83 209H85V207H84ZM214 209H215V208H214ZM252 209H253V208H252ZM3 210H4V208H3ZM3 210H2V214H3ZM8 210H9V209H8ZM62 210H63V209H62ZM65 210H67V209H65ZM107 210H109V209H107ZM125 210H127V208H126ZM160 210H161V209H160ZM162 210H166V209L163 208ZM162 210H161V211H162ZM206 210H207V209H206ZM255 210H256V208H255ZM25 211H26V210H25ZM103 211H104V209H103ZM103 211H102V212H103ZM123 211H124V210H123ZM4 212H5V211H4ZM7 212H8V211H7ZM7 212H6V213H7ZM52 212H53V211H52ZM59 212H60V211H59ZM110 212H111V211H110ZM113 212H111V213H113ZM152 212H153V211H152ZM158 212H159V210H158ZM167 212H169V211H167ZM6 213H4V214H5V215H9V213H8V214H6ZM35 213H36V212H35ZM41 213H42V212H41ZM60 213H61V212H60ZM62 213H63V212H62ZM65 213H66V212H65ZM149 213H150V212H149ZM149 213H148V214H149ZM169 213H170V212H169ZM173 213H174V212H173ZM49 214H51V213H49ZM100 214L103 215V213H100ZM119 214H120V213H119ZM144 214H145V212H144ZM150 214H151V213H150ZM150 214H149V215H150ZM155 214H157V213L155 212ZM171 214H172V213H171ZM63 215H64V213H63ZM63 215H62V216H63ZM89 215H90V214H89ZM105 215H106V214H105ZM105 215H104L103 217H105ZM139 215H140V213H139ZM142 215H143V214H142ZM146 215H147V214H146ZM173 215H174V214H173ZM256 215H257V214H256ZM34 216H35V215H34ZM42 216H43V215H42ZM69 216H70V214H69ZM87 216H88V214H87ZM90 216H91V215H90ZM99 216H100V215H99ZM116 216H119V215L117 214ZM116 216H115V217H116ZM124 216H125V215H124ZM151 216H153V214H152ZM151 216H149V217H151ZM174 216H176V215H174ZM225 216H226V215H225ZM0 217H1V216H0ZM9 217H10V216H9ZM22 217H23V216H22ZM22 217H21V218H22ZM47 217H48V216H47ZM71 217H72V215H71ZM112 217L114 218V216H112ZM177 217H178V216H177ZM57 218H58V217H57ZM61 218H62V217H61ZM85 218H86V217H85ZM99 218H100V217H99ZM99 218H98V219H99ZM101 218H102V216H101ZM118 218L120 219V217H118ZM147 218H148V216H147ZM160 218H161V217H160ZM215 218H216V217H215ZM1 219H2V218H1ZM44 219H45V218H44ZM63 219H64V218H63ZM107 219H109V218H107ZM136 219H137V218H136ZM138 219H139V218H138ZM149 219H150V218H149ZM201 219H202V218H201ZM28 220H29V219H28ZM30 220H31V219H30ZM115 220H116V219H115ZM117 220H118V219H117ZM117 220H116V221H117ZM147 220H148V219H147ZM199 220H200V219H199ZM199 220H197V221H199ZM221 220H222V219H221ZM86 221H87V220H86ZM88 221H89V220H88ZM97 221H98V220H97ZM99 221H100V220H99ZM118 221H119V220H118ZM118 221H117V222H118ZM128 221H129V220H128ZM152 221H153V220H152ZM176 221H177V220H176ZM193 221H194V220H193ZM33 222H34V221H33ZM33 222H32V223H33ZM106 222H108V221H105V223H106ZM110 222H111V221H110ZM110 222H109V223H110ZM137 222H138V220H137ZM140 222H141V221H140ZM148 222H149V220H148ZM148 222H147V223H148ZM189 222H190V221H189ZM219 222H220V221H219ZM219 222H218V223H219ZM227 222H228V221H227ZM232 222H233V221H232ZM260 222H261V221H260ZM25 223H26V222H25ZM25 223H23V224H25ZM32 223H31V224H32ZM42 223H43V222H42ZM55 223H56V222H55ZM58 223H59V222H58ZM99 223H100V222H99ZM99 223H98V224H99ZM134 223H135V221H134ZM138 223H139V222H138ZM143 223H144V222H143ZM147 223H146V224H147ZM149 223H150V222H149ZM183 223H184V222H183ZM230 223H231V222H230ZM0 224H2V223H0ZM21 224H22V223H21ZM23 224H22V225H23ZM29 224H30V223H29ZM67 224H68V223H67ZM107 224H108V223H107ZM128 224H130V226H131V223H128ZM187 224H188V223H187ZM196 224L198 225V223H196ZM40 225H41V224H40ZM42 225H43V224H42ZM93 225L95 226V229H96L97 226L95 225V223H94ZM109 225H110V224H108V227H109ZM132 225H133V224H132ZM134 225H135V224H134ZM153 225H154V224H153ZM15 226H17V225H15ZM15 226H13V227H15ZM80 226H82V225H80ZM89 226H90V225H89ZM103 226L105 227V225H103ZM113 226H114V225H113ZM130 226H129V227H130ZM140 226H141V225H140ZM144 226H145V225H144ZM211 226H212V225H211ZM232 226H233V225H232ZM10 227H12V226H10ZM19 227H20V226H19ZM19 227H17V228H19ZM98 227H99V226H98ZM116 227H117V226H116ZM236 227H237V226H236ZM255 227H256V226H255ZM3 228H4V227H3ZM17 228H16V229H17ZM26 228H27V227H26ZM139 228H140V227H139ZM141 228H142V226H141ZM193 228H194V227H193ZM10 229H11V228H10ZM28 229H29V228H28ZM66 229H67V228H66ZM89 229H90V228H89ZM103 229H104V231H105V228H103ZM137 229H138V227H137ZM169 229H170V228H169ZM224 229H227V228H224ZM255 229H256V228H255ZM4 230H5V229H4ZM20 230H21V229H20ZM76 230H78V229H76ZM98 230H100V232H101V229H98ZM118 230H119V229H118ZM121 230H122V229H121ZM135 230H136V229H135ZM135 230H134V231H135ZM174 230H175V229H174ZM177 230H178V229H177ZM186 230H187V229H186ZM198 230H199V229H198ZM198 230H197V231H198ZM246 230H247V229H246ZM5 231L8 232V228H7V230H5ZM5 231H4V232H5ZM54 231H55V230H54ZM72 231H73V230H72ZM126 231H127V230H126ZM130 231H131V230H130ZM207 231H208V230H207ZM222 231H223V230H222ZM10 232H11V231H10ZM10 232H9V233H10ZM16 232H17V231H16ZM21 232H22V231H21ZM81 232H82V231H81ZM94 232H95V231H94ZM115 232H117V231H115ZM127 232H128V231H127ZM137 232H138V231H137ZM169 232H170V231H169ZM177 232H178V231H177ZM220 232H221V231H220ZM237 232H238V229H237ZM13 233H14V231H13ZM18 233H19V232H18ZM26 233H27V232H26ZM32 233H33V232H32ZM44 233H46V232H44ZM73 233H74V232H73ZM73 233H72V234H73ZM112 233H113V231H112ZM118 233H119V232H118ZM118 233H117V235H116V234H115V235L113 234V235H114L113 237L118 236ZM125 233H126V232H125ZM128 233H129V232H128ZM135 233H136V232H135ZM163 233H164V232H163ZM165 233H166V231H165ZM184 233H186V232H184ZM11 234H12V232H11ZM21 234H22V237H23V232H22ZM52 234H53V232H52ZM85 234H86V233H85ZM90 234H91V233H90ZM90 234H89V236H90ZM92 234H93V233H92ZM94 234H95V233H94ZM94 234H93V235H94ZM230 234H231V233H230ZM233 234H234V233H233ZM12 235H13V234H12ZM34 235H35V234H34ZM45 235H46V234H45ZM58 235H59V234H58ZM127 235H128V234H127ZM9 236H10V234H9ZM9 236L6 235L7 238H8ZM99 236H100V234H99ZM110 236H111V235H110ZM160 236H161V235H160ZM172 236H174V235H172ZM228 236H229V235H228ZM4 237H5V236H4ZM15 237H17V236H15ZM15 237H14V238H15ZM22 237L19 238V239H22ZM67 237H68V236H67ZM87 237H88V235H87ZM132 237H133V236H132ZM161 237H162V236H161ZM169 237H170V236H169ZM187 237H188V235H187ZM260 237H261V236H260ZM2 238H3V237H2ZM2 238H1V239H2ZM12 238H13V237H12ZM49 238H50V237H49ZM84 238H85V237H84ZM88 238H89V237H88ZM100 238H101V237H100ZM103 238H105V237H103ZM124 238H126V237H124ZM124 238H123V239H124ZM128 238H129V237H128ZM183 238H184V237H183ZM219 238H220V237H219ZM5 239H6V238H5ZM24 239H25V237H24ZM31 239H32V238H31ZM94 239H96V238H94ZM94 239H93V240H94ZM107 239H108V238H107ZM107 239H106V240H107ZM185 239H186V238H185ZM249 239H251V238H249ZM2 240H3V239H2ZM8 240H9V239H8ZM8 240H6V241H8ZM82 240H83V239H82ZM86 240H87V239H86ZM93 240H92V243H93ZM97 240H98V237H97ZM101 240H102V238H101ZM119 240H120V239H119ZM153 240H154V239H153ZM158 240H159V239H158ZM171 240H172V239H171ZM178 240H179V239H178ZM206 240H208V239H206ZM261 240H262V239H261ZM45 241H46V240H45ZM89 241H90V243H91V240H90V239H89ZM89 241H88V242H89ZM164 241H165V240H164ZM168 241H169V240H168ZM254 241H256V240H254ZM257 241H258V239H257ZM8 242H9V241H8ZM29 242H30V244H31L32 241L30 240ZM88 242H87V244H88ZM114 242H117V243L115 244L116 246L119 245V244H118V241H114ZM114 242H113V243H114ZM119 242L121 243V241H119ZM158 242H159V241H158ZM158 242H157V243H158ZM173 242H174V241H173ZM209 242H210V241H209ZM12 243H13V242H12ZM82 243H83V242H82ZM82 243H81V244H82ZM96 243H97V242H96ZM110 243H111V242H109V244H110ZM176 243H177V242H176ZM179 243H181V241H180ZM184 243H185V242H184ZM184 243H183V245H184ZM205 243H206V242H205ZM210 243H211V242H210ZM251 243H252V242H251ZM251 243H250V244H251ZM5 244H6V242H5ZM63 244H64V243H63ZM87 244H86V245H87ZM111 244H112V243H111ZM126 244H127V242H126ZM262 244H263V243H262ZM262 244H261V245H262ZM21 245H22V244H21ZM82 245H83V244H82ZM86 245L84 244V247H86ZM100 245H101V244H100ZM100 245H98V246H100ZM165 245H166V244H165ZM165 245H164V246H165ZM170 245H171V244H170ZM181 245H182V244H181ZM209 245H210V244H209ZM251 245H252V244H251ZM259 245H260V244H259ZM2 246H4V245H2ZM2 246H0V248H1ZM11 246H12V245H11ZM29 246H30V245H29ZM73 246H74V245H73ZM76 246H77V244H76ZM87 246H88V245H87ZM95 246H97V245H95ZM110 246H111V245H110ZM113 246H114V245H113ZM116 246H115V248H116ZM153 246H154V245H153ZM204 246H206V245H204ZM66 247H67V246H66ZM66 247H64V248H66ZM71 247H72V246H71ZM78 247H80V246H78ZM106 247H107V246H106ZM117 247H118V246H117ZM121 247H122V246H121ZM136 247H137V246H136ZM141 247H142V246H141ZM141 247H140V248H141ZM182 247H183V246H182ZM210 247H211V246H210ZM247 247H248V246H247ZM261 247H262V246H261ZM4 248H5V247H4ZM20 248H21V247H20ZM61 248H62V247H61ZM88 248H89V247H88ZM88 248H87V249H88ZM92 248H93V247H92ZM92 248H91L90 250H93V249H94V248H93V249H92ZM104 248H105V247H104ZM104 248H103V249H104ZM112 248H113V247H112ZM115 248L112 249L111 253L113 252V250H114ZM162 248H163V246H162ZM190 248H191V246H190ZM202 248H203V247H202ZM212 248H213V245H212ZM231 248H232V247H231ZM11 249H12V248H11ZM31 249H32V247H31ZM62 249H63V248H62ZM76 249H77V248H76ZM107 249H108V248H107ZM121 249H122V248H121ZM123 249H124V248H123ZM126 249H127V248H126ZM167 249H169V247H168ZM191 249H192V248H191ZM242 249H243V248H242ZM242 249H240V251H243ZM244 249H245V248H244ZM253 249H255V248H253ZM258 249H259V248H258ZM262 249H263V248H262ZM101 250H102V249H101ZM101 250H99V251H101ZM138 250H139V249H138ZM162 250H163V249H162ZM178 250H179V249H178ZM217 250H218V249H217ZM245 250H246V249H245ZM263 250H264V249H263ZM9 251H10V250H9ZM60 251H61V250H60ZM63 251H64V250H63ZM72 251H74V250H72ZM85 251H86V250H85ZM88 251H89V250H88ZM96 251H97V250H96ZM122 251H123V250H122ZM124 251H125V254H127V253L129 252V251H128V252L126 253V250H124ZM130 251H132V250H130ZM146 251H147V250H146ZM176 251H177V250H176ZM251 251H253V250H251ZM255 251H256V249H255ZM14 252H15V256H16V252H18V251H14ZM97 252H98V251H97ZM106 252H107V251H106ZM118 252H120V250H119ZM205 252H206V251H205ZM207 252H208V251H207ZM225 252H226V251H225ZM249 252H250V250H249ZM19 253H20V252H19ZM24 253L26 254V251H25ZM93 253H94V252H93ZM116 253H117V250H116ZM199 253H200V252H199ZM240 253H241V252H240ZM250 253H251V252H250ZM253 253H254V252H253ZM0 254H1V253H0ZM3 254H4V252H3ZM72 254H73V253H72ZM75 254H76V253H74V255H75ZM87 254H88V253H87ZM96 254H97V253H96ZM104 254H105V253H104ZM106 254H107V253H106ZM112 254H113V253H112ZM114 254H115V253H114ZM125 254H124V255H125ZM158 254H159V253H158ZM235 254H237V253H235ZM241 254H242V253H241ZM257 254H259V253H257ZM54 255H55V252H54ZM79 255H81V253H80ZM79 255H78V256H79ZM82 255H83V254H82ZM91 255H92V254H91ZM93 255H94V254H93ZM97 255H98V254H97ZM97 255H95V256H97ZM107 255H108V254H107ZM110 255H111V254H110ZM116 255H117V254H116ZM140 255H141V254H140ZM146 255H147V254H146ZM155 255H156V254H155ZM201 255H202V254H201ZM222 255H223V254H222ZM251 255H252V253H251ZM261 255H262V254H261ZM2 256H3V255H2ZM2 256H0V257H2ZM35 256H36V255H35ZM49 256H50V255H49ZM52 256H53V255H52ZM68 256H69V255H68ZM89 256H90V255H89ZM101 256H103V255H101ZM101 256H99V257H101ZM105 256H106V255H105ZM125 256H126V255H125ZM179 256H180V255H179ZM197 256H198V255H197ZM240 256H241V255H240ZM259 256H260V255H259ZM140 257H141V256H140ZM195 257H196V256H195ZM195 257H194V258H195ZM235 257H236V256H235ZM238 257H239V255H238ZM257 257H258V256H257ZM4 258H5V257H4ZM17 258H18V257H17ZM48 258H49V257H48ZM51 258H52V257H51ZM80 258H82V257H80ZM97 258H98V257H97ZM106 258H107V257H106ZM108 258H109V257H108ZM113 258H114V257H113ZM113 258H112V259H113ZM121 258H122V257H121ZM154 258H155V257H154ZM156 258H157V257H156ZM219 258H220V257H219ZM233 258H234V257H233ZM254 258H255V257H254ZM7 259H8V258H7ZM11 259H12V258H11ZM26 259H27V258H26ZM43 259H44V258H43ZM73 259H74V258H73ZM88 259H89V258H88ZM91 259H92V258H91ZM95 259H96V258H95ZM99 259H101V258H99ZM103 259H104V257H103ZM109 259H110V258H109ZM118 259H119V256H118ZM137 259H139V257H138ZM170 259H171V258H170ZM174 259H175V258H174ZM196 259H197V258H196ZM196 259H195V260H196ZM215 259H218V258L215 257ZM229 259H231V258H229ZM229 259L227 258V260H229ZM239 259L241 260V258H239ZM239 259H238V260H239ZM244 259H245V258H244ZM248 259H249V257H248ZM259 259H260V258H259ZM4 260H5V259H4ZM17 260H18V259H17ZM17 260H16V261H17ZM40 260H41V259H40ZM59 260L62 261V259H59ZM76 260H77V259H76ZM93 260H94V258H93ZM116 260H117V259H116ZM149 260H150V259H149ZM149 260H148V261H149ZM167 260H168V259H167ZM195 260H194V261H195ZM213 260H214V259H213ZM251 260H252V259H251ZM35 261H36V260H35ZM72 261H74V260H72ZM72 261H71V262H72ZM85 261H86V262H87V261L89 262L90 259H89V260H85ZM105 261H106V259H105ZM111 261H112V260H111ZM114 261H115V260H114ZM160 261H161V260H160ZM164 261H165V260H164ZM229 261H230V260H229ZM247 261H248V260H247ZM2 262H3V261H2ZM9 262H10V261H9ZM13 262H14V261H12L11 263H13ZM39 262H40V261H39ZM41 262H44V261L41 260ZM41 262H40V263H41ZM49 262H50V261H49ZM52 262H53V261H52ZM102 262H103V261H102ZM107 262H108V261H107ZM201 262H202V261H201ZM224 262H225V260H224ZM230 262H231V261H230ZM236 262H239V261L236 260ZM241 262H242V261H241ZM241 262H239V263H241ZM245 262H246V261H245ZM249 262H250V261H249ZM261 262H262V261H261ZM47 263H48V262H47ZM103 263H104V262H103ZM103 263H102V264H103ZM109 263H110V262H109ZM115 263H116V262H115ZM119 263H120V261H119ZM123 263H124V262H123ZM127 263H128V262H127ZM133 263H134V261H133ZM228 263H229V262H228ZM14 264H15V262H14ZM45 264H46V263H45ZM54 264H55V262H54ZM68 264H70V263H68ZM71 264H72V263H71ZM79 264H80V263H79ZM85 264H86V263H85ZM88 264H89V263H88ZM97 264H99V262H98ZM230 264H231V263H230ZM237 264H238V263H237ZM241 264H243V263H241ZM250 264H251V262H250Z\"/></svg>",
	"mask_w": 264,
	"mask_h": 264
}]
</instances>
